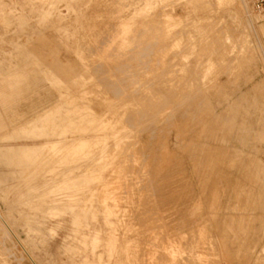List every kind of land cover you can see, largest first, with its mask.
<instances>
[{
  "label": "rangeland",
  "instance_id": "1",
  "mask_svg": "<svg viewBox=\"0 0 264 264\" xmlns=\"http://www.w3.org/2000/svg\"><path fill=\"white\" fill-rule=\"evenodd\" d=\"M55 1L0 0V264H264V12Z\"/></svg>",
  "mask_w": 264,
  "mask_h": 264
},
{
  "label": "crops",
  "instance_id": "2",
  "mask_svg": "<svg viewBox=\"0 0 264 264\" xmlns=\"http://www.w3.org/2000/svg\"><path fill=\"white\" fill-rule=\"evenodd\" d=\"M31 1V0H30ZM77 0H66V6H71L73 2H76ZM55 0H39L40 5L34 7L36 10V13L38 14V20L40 22H53V19L56 21L59 19V11L54 7ZM31 5V2H29ZM33 5V4H32ZM73 10V9H72ZM53 17V18H52ZM62 18V16H61ZM61 28V27H59ZM9 64L16 65V63H13L12 61H8L7 65H5L6 68H2L0 72V77L7 78V80H0V86H10L12 85V81L8 78L16 77V76H26L24 68H18V67H9ZM18 64V63H17ZM45 76L49 75L47 73H44ZM13 123V122H11Z\"/></svg>",
  "mask_w": 264,
  "mask_h": 264
},
{
  "label": "bare ground",
  "instance_id": "3",
  "mask_svg": "<svg viewBox=\"0 0 264 264\" xmlns=\"http://www.w3.org/2000/svg\"><path fill=\"white\" fill-rule=\"evenodd\" d=\"M243 3H244V7H245V9H246V11H247V5H246V0H243ZM233 31V30H232ZM223 44V43H222ZM212 48V47H211ZM214 51V50H213ZM227 54V53H226ZM211 55V54H210ZM59 58H61V57H59ZM206 60V59H205ZM121 92V91H120ZM119 92V93H120ZM27 121V120H26ZM41 112H39V113H37V114H35V116L33 117V118H30L29 120H28V123L27 124H29V125H31L32 126V128H34V129H39L40 127H41ZM10 131V130H9ZM11 132V131H10ZM33 134V133H32ZM40 134V133H39ZM56 140V139H55ZM64 142V141H63ZM68 142H70V141H68ZM43 144H49V145H51V146H53V148L55 147H57V146H59L60 145V142H58L57 140L56 141H54V140H48L47 142H45V143H43ZM74 144H76V145H79V146H82L83 144H85L86 146H87V143L86 142H83V141H81V140H78V141H76V142H74L73 143V145ZM37 145H40V144H33V145H29V146H37ZM26 146V145H25ZM46 146H48V145H46ZM4 147V146H3ZM5 148V147H4ZM58 151V150H57ZM56 151V152H57ZM56 154V153H55ZM1 164H3V161L1 160V162H0ZM49 164V163H48ZM55 167V166H54ZM11 174H12V172H11ZM16 174V173H15ZM5 175V174H4ZM17 175V174H16ZM17 179V178H16ZM19 180V179H18ZM5 181V179L4 178H1V176H0V183H3ZM35 204V203H34ZM36 209V208H35ZM38 210V209H37ZM41 210V209H40ZM47 214V213H46ZM10 218L11 217H4V218H1L0 219V222H1V224L5 227V228H7L8 230H9V232H11L10 234H12L14 237H16L15 236V234L12 232V230H11V228H10ZM44 218V217H43ZM40 230V229H39ZM35 231H38V229H36ZM17 239V238H16ZM18 240V239H17ZM18 242H19V240H18Z\"/></svg>",
  "mask_w": 264,
  "mask_h": 264
},
{
  "label": "built area",
  "instance_id": "4",
  "mask_svg": "<svg viewBox=\"0 0 264 264\" xmlns=\"http://www.w3.org/2000/svg\"><path fill=\"white\" fill-rule=\"evenodd\" d=\"M251 8L257 13L264 12V0H248Z\"/></svg>",
  "mask_w": 264,
  "mask_h": 264
}]
</instances>
